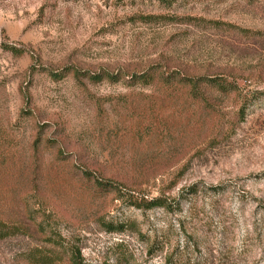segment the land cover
Listing matches in <instances>:
<instances>
[{
  "label": "rangeland",
  "instance_id": "374dc122",
  "mask_svg": "<svg viewBox=\"0 0 264 264\" xmlns=\"http://www.w3.org/2000/svg\"><path fill=\"white\" fill-rule=\"evenodd\" d=\"M0 229V264H264V0H0Z\"/></svg>",
  "mask_w": 264,
  "mask_h": 264
},
{
  "label": "trees",
  "instance_id": "16d2710c",
  "mask_svg": "<svg viewBox=\"0 0 264 264\" xmlns=\"http://www.w3.org/2000/svg\"><path fill=\"white\" fill-rule=\"evenodd\" d=\"M152 18V17H149V19ZM1 48L5 51H9L10 53H12L13 55H21L22 52H23V49L22 48H18L16 47L15 45H7V44H2L1 45ZM52 77H55V79H57L58 77H56V75L54 73H51ZM137 78L141 81V82H152L153 81V77L152 76H149V75H139L137 76ZM99 79V78H98ZM201 81H187L186 84H189L190 87H191V92L194 93V97L197 96L198 94V85ZM214 84H218V83H215L213 82ZM199 98V97H197ZM84 174L89 176V174L84 171ZM96 182V185L99 186L100 188H113V185H111L109 182H105V181H102L100 179H96L95 180ZM114 189V188H113ZM118 194H120L119 191H117ZM131 205H133L134 207L138 208V209H144V210H149V209H152V208H157V207H160V208H163V209H171L172 208V204L171 203H168L167 202V199L164 198V197H154V198H151L149 200H142L140 201V203H131ZM106 227L110 228V230H113V227L111 224H107ZM120 227L118 226V229ZM1 230V229H0ZM4 236H6V233H3L2 231H0V238H3ZM68 254H69V262L70 264H83L82 262V258L79 254V250L75 247L71 248L68 250ZM35 258L34 260V263L35 264H51L52 261H54L55 258H51V256L45 254V255H38L36 257H33ZM166 262H168L169 264H172V261H171V257H168L166 258L165 260ZM175 264V262L173 263Z\"/></svg>",
  "mask_w": 264,
  "mask_h": 264
}]
</instances>
